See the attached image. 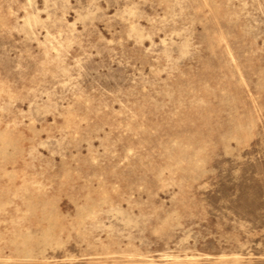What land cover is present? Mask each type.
Here are the masks:
<instances>
[{"label": "rangeland", "instance_id": "374dc122", "mask_svg": "<svg viewBox=\"0 0 264 264\" xmlns=\"http://www.w3.org/2000/svg\"><path fill=\"white\" fill-rule=\"evenodd\" d=\"M0 264H264V0H0Z\"/></svg>", "mask_w": 264, "mask_h": 264}]
</instances>
